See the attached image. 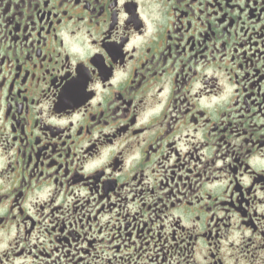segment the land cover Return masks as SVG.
Wrapping results in <instances>:
<instances>
[{"label":"flooded vegetation","instance_id":"af4514ba","mask_svg":"<svg viewBox=\"0 0 264 264\" xmlns=\"http://www.w3.org/2000/svg\"><path fill=\"white\" fill-rule=\"evenodd\" d=\"M0 264H264V0H0Z\"/></svg>","mask_w":264,"mask_h":264}]
</instances>
